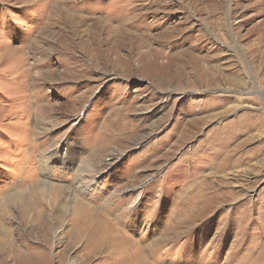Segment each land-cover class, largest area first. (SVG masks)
I'll use <instances>...</instances> for the list:
<instances>
[{
    "label": "rangeland",
    "instance_id": "1",
    "mask_svg": "<svg viewBox=\"0 0 264 264\" xmlns=\"http://www.w3.org/2000/svg\"><path fill=\"white\" fill-rule=\"evenodd\" d=\"M0 264H264V0H0Z\"/></svg>",
    "mask_w": 264,
    "mask_h": 264
},
{
    "label": "bare ground",
    "instance_id": "2",
    "mask_svg": "<svg viewBox=\"0 0 264 264\" xmlns=\"http://www.w3.org/2000/svg\"><path fill=\"white\" fill-rule=\"evenodd\" d=\"M193 3H194V2H193ZM196 4H197V3H196ZM220 27H221V25H220ZM78 178H79V179H78V180H79L78 182H79L80 184H82L83 187L85 188L86 182H85L84 180H82L83 178H81V176H79ZM86 186H87V185H86ZM70 192H71V191H70ZM72 192H73V190H72ZM18 197H19L18 194H17L16 192H14V193L11 194V195L9 196V198L6 199V200H7L8 203H14V202L16 203L17 200H18ZM36 202H37V201H36ZM36 202L33 200V205H34V206H35V205L37 206V203H36ZM15 203H14V204H15ZM39 205H41V204L39 203ZM34 208H35V207H34ZM6 220H8V219H6ZM98 243H99V242H98ZM101 245H102V244H101ZM14 247H15V246H14ZM11 251H12V250H11ZM13 254H15L14 251H13ZM8 255H9V254H8ZM22 257H23V256H22ZM24 257H25V256H24ZM27 257H28V256H27ZM27 260H28V259H27ZM20 263H21V262H20ZM30 263H31V262H30Z\"/></svg>",
    "mask_w": 264,
    "mask_h": 264
}]
</instances>
